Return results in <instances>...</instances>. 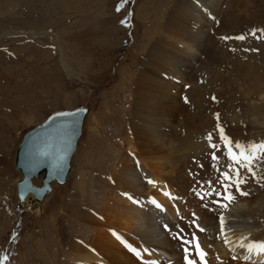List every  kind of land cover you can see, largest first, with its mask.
I'll return each mask as SVG.
<instances>
[{
  "label": "rangeland",
  "instance_id": "rangeland-1",
  "mask_svg": "<svg viewBox=\"0 0 264 264\" xmlns=\"http://www.w3.org/2000/svg\"><path fill=\"white\" fill-rule=\"evenodd\" d=\"M179 1L0 0V159L7 165L0 170V264H71L72 244H90L93 232L77 213H98L104 203L123 132H130L131 77L158 39L176 46L171 34L178 31L165 24ZM234 1L220 7L218 27L228 32L217 34L215 51L199 62L188 84L186 108L171 136L180 147L208 144L216 113L232 141L264 140V125L254 121L264 116V41L250 35L264 27V4L255 7L254 19L239 15L248 7L239 11ZM241 35L244 41L220 39ZM86 103L91 110L66 184L55 185L40 213H18L21 174L14 155L22 135L56 110ZM214 142H220L218 133Z\"/></svg>",
  "mask_w": 264,
  "mask_h": 264
},
{
  "label": "bare ground",
  "instance_id": "bare-ground-1",
  "mask_svg": "<svg viewBox=\"0 0 264 264\" xmlns=\"http://www.w3.org/2000/svg\"><path fill=\"white\" fill-rule=\"evenodd\" d=\"M244 1L235 0L233 7L240 11L246 5L244 7L248 8L242 9L243 14L240 11L239 15L255 19L253 16L258 12L255 9L262 6L264 0ZM224 2H177L165 24L166 29L170 27L168 31H178L171 34L176 46L158 39L146 57L140 60L142 69L131 77L134 80V109L130 132L129 129L123 132V145L118 148V161L113 173L105 182L106 187L102 191L104 203L99 210L97 206L98 213L88 208L77 213V219L93 235H90L89 245L79 241L72 244L69 252L71 264H184L183 248L173 235L181 229L184 232L195 229L194 225H189L193 213L198 218L197 223L206 229L203 233L196 230V235L207 253V264H264V252L254 246L264 242V186L250 180L242 186L249 195L242 196L233 190L235 199L224 202L227 208L214 205L212 210L204 208L195 192L190 191L193 180L188 169L196 170L198 179L207 187V182L218 179L217 167L227 170L229 153L223 149L221 141L217 143L221 145L217 165L208 155L210 149L206 142L184 148L171 140L186 108L184 102L194 70L205 56L215 51L217 34L228 32V29L218 27L220 7ZM234 12L230 11L227 17L234 18ZM262 30L264 27L256 33L260 41H264ZM260 95L264 97V92ZM259 117L254 119L255 123L264 125V116L260 114ZM235 142L247 150L249 145L262 144L264 140ZM239 151L235 150L237 154ZM193 157L204 164L203 169L192 164ZM6 166L0 159L1 172L7 170ZM67 179L63 183L54 181L46 198L38 205L32 204L29 211L33 215L40 213L48 196L55 191V185H65ZM147 179L155 183L147 184ZM33 181L41 183V176ZM122 193L131 194L139 203H133ZM164 193L183 199H170ZM221 213L226 221L224 233L220 232L217 218ZM250 245H253L251 250ZM197 264H200L198 260Z\"/></svg>",
  "mask_w": 264,
  "mask_h": 264
},
{
  "label": "snow or ice",
  "instance_id": "snow-or-ice-1",
  "mask_svg": "<svg viewBox=\"0 0 264 264\" xmlns=\"http://www.w3.org/2000/svg\"><path fill=\"white\" fill-rule=\"evenodd\" d=\"M123 2H126V0H123ZM121 6L117 7V11H120ZM121 23H124V21H121ZM250 35L255 36L256 32L250 33ZM220 39L223 41H229L232 39L244 41L246 37L242 35L237 37L222 36ZM249 50L250 49H245V51ZM251 50L258 51V49ZM230 51H235V49H230ZM212 99L215 100L216 98L213 97ZM71 115H75V113ZM214 115L216 118L215 128L205 137L208 142V148L210 149L208 155L217 163V165L219 164L218 153L221 152V145L214 142V136L218 133L223 149H226L229 153L226 166L227 170L217 167L216 171L219 173L218 179L215 182H207V187H205L204 182L198 179L199 173L192 168L188 169L189 175L193 180L190 191H194L197 197L203 202L202 206L209 210H212L211 206L213 205L216 208H227V204L224 202H231L235 199L233 190H235V193H239L242 196L249 195L242 186L247 185L250 180L255 181L260 186H264V183H262L264 182V174H258L264 173V143L249 145L248 149L245 150L244 145H241L239 142L233 143V141L224 134L223 128L220 124L219 113ZM234 148L240 150L238 154L234 152ZM192 164L196 165L198 169L204 168V164L200 163L195 157L192 159ZM146 183L152 185L155 182L151 179H147ZM122 195L126 196L129 200H132L133 203H139L135 197L129 193H122ZM164 195L169 196L170 199H183L180 196L173 197L170 193H164ZM153 203H155V201H153ZM156 206L160 207L158 204ZM177 214L179 215V209H177ZM197 219L196 214L193 213V218L189 221V225H194V230L191 232H184V230L181 229L180 232L173 235V238L183 248L185 264H197V258L199 259L200 264H207V261L205 260L207 253L200 247L199 239L196 235V230L204 232L205 229L197 223ZM218 219L220 223V232L224 233L226 223L225 218L223 215H219ZM189 236L191 239H189ZM225 243L227 244V241H225ZM254 246L258 247L261 252H264V242ZM252 247L253 245H250L249 250H251ZM189 257L193 258L190 259ZM232 258L236 259L235 256ZM247 258L248 257H245V259Z\"/></svg>",
  "mask_w": 264,
  "mask_h": 264
},
{
  "label": "water",
  "instance_id": "water-1",
  "mask_svg": "<svg viewBox=\"0 0 264 264\" xmlns=\"http://www.w3.org/2000/svg\"><path fill=\"white\" fill-rule=\"evenodd\" d=\"M90 110L89 103L56 110L24 132L14 155L15 169L21 173L16 189L18 209H32V204L38 205L46 198L54 181L65 182ZM39 176L41 183H34Z\"/></svg>",
  "mask_w": 264,
  "mask_h": 264
}]
</instances>
